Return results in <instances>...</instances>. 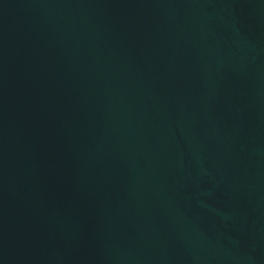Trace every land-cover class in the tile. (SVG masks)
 I'll return each instance as SVG.
<instances>
[{
    "label": "water",
    "instance_id": "95a60500",
    "mask_svg": "<svg viewBox=\"0 0 264 264\" xmlns=\"http://www.w3.org/2000/svg\"><path fill=\"white\" fill-rule=\"evenodd\" d=\"M0 264H264V0H0Z\"/></svg>",
    "mask_w": 264,
    "mask_h": 264
}]
</instances>
